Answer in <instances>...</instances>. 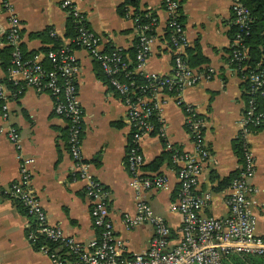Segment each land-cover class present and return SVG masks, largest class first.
I'll return each mask as SVG.
<instances>
[{
  "label": "crops",
  "instance_id": "1",
  "mask_svg": "<svg viewBox=\"0 0 264 264\" xmlns=\"http://www.w3.org/2000/svg\"><path fill=\"white\" fill-rule=\"evenodd\" d=\"M64 0H0V85L6 91L7 118H2L0 105V264H54L45 254L33 249L27 239L31 220L17 203L8 199L3 191L19 178L21 159H32V187L48 223L60 228L65 236L85 244L97 237L89 215V202L84 194V182L74 171V163L67 146V123L53 114L52 98L25 88L18 98L7 87L9 61L4 57V34L8 17L3 5L12 6L20 23L21 52L31 54L48 67L45 54L52 44L37 35L52 30L64 44L70 19L60 9ZM85 16L88 28L101 38V49L131 50L136 40L132 21L118 13L124 0H70ZM138 10L149 12L157 19L155 39L151 46L145 71L165 77L172 71L173 52L166 32L167 17L161 0H139ZM180 16L188 48H198L206 62L194 69H212L210 80L185 89L182 100L196 109L205 120L204 143L209 158L203 165L197 193L210 192L211 202L200 211L206 217L224 218L228 214L225 200L229 189L216 191L218 183L238 175L241 158L235 152L240 120L245 108L241 74L229 63L232 25L231 0H179ZM48 31V32H49ZM50 37V36H49ZM48 48L46 51L43 49ZM74 55L79 65L76 76L78 99L83 110L81 157L90 165L91 176L109 192V212L114 234L125 242L129 254L147 249L153 235L150 225L127 231L121 223L124 213L135 210V194L129 187L130 176L126 169L131 129L127 123L126 109L117 94L99 77L98 64L80 48ZM25 56V55H24ZM10 59V58H9ZM101 71V70H100ZM163 102L160 126L163 136L155 132L143 138L139 148L143 156L141 173L165 175L169 190H150L141 194L155 214L163 217L178 238L181 217L170 211L176 202L178 182L172 165L164 161L158 171L149 165L162 156L165 144L191 153L194 150L184 125V113L169 95L160 96ZM15 128L19 133V149L6 138L5 132ZM249 145L255 161V174L250 183L259 190L255 196L256 234H264V125L251 132ZM22 210V211H21ZM235 257V256H234ZM240 257V256H236ZM242 258V257H240ZM225 264H233L230 258Z\"/></svg>",
  "mask_w": 264,
  "mask_h": 264
},
{
  "label": "built area",
  "instance_id": "2",
  "mask_svg": "<svg viewBox=\"0 0 264 264\" xmlns=\"http://www.w3.org/2000/svg\"><path fill=\"white\" fill-rule=\"evenodd\" d=\"M161 5L167 17L166 32L173 52L172 71L165 77L145 71L157 24L156 17L149 12L141 16L135 13L134 7H126L124 16L132 21L136 33L132 61L120 48H114L111 52L102 50L101 38L88 28L85 16L72 1H62L60 9L68 15L77 35L69 39L68 44L61 41L57 48L47 50L46 67L36 57L24 59L20 47L19 19L10 4L6 2L3 5L9 15L8 29L4 34L5 44L10 49L7 80L17 87L10 96L18 98L25 88H30L52 98L53 114L67 123L69 155L76 176L84 182L83 191L89 202V215L93 228L97 230L95 239L81 244L65 236L60 228L51 226L31 184L30 167L33 160L21 159L18 180L3 194L19 204L25 216L31 220L27 232V239L31 243L35 240V234H39L57 245L53 251L45 246L39 248L54 264H225L233 256L264 257V234H256L258 203L255 196L259 190L250 183L255 174V161L248 141L251 126L264 125V72L249 71L243 75L248 68L243 63L248 59L243 38L249 34L250 11L242 0H231L232 25L237 28V32L230 42L229 63L235 72L242 73V82H249L247 94L251 98L240 120L238 140L241 143V167L228 187L229 193L225 200L228 214L224 218H215L200 214L211 202L212 194L196 192L203 165L209 158L204 143L205 120L181 97L185 89L196 86L202 80H210L215 72L212 69L197 70L186 63L184 54L188 42L180 20L179 0H161ZM49 36L57 39L52 30ZM75 48L87 52L98 64L108 86L126 109L131 137L125 164L130 176L129 187L134 191L136 203L133 214H122L121 223L127 231L142 225L152 227L153 235L148 247L140 253L129 254L125 242L115 236L108 205L109 192L91 176L90 165L81 157L83 110L78 99L76 76L79 65L74 55ZM134 74L140 75L147 83L136 84L132 80ZM5 94L4 87L0 85V100L4 102L1 115L4 119L7 118ZM161 95L174 98L176 105L183 110L185 129L194 147L193 152L186 153L169 143L165 144L166 151L171 154V165L178 182L177 199L170 206V211L181 217L178 238H174L175 232L166 220L155 214L152 207L141 198L143 192L169 190V180L165 175L143 176L141 173L143 156L139 148L140 141L153 132L163 136L160 126L163 102L158 100ZM257 96L260 108L256 112L254 100ZM153 118L158 122L157 130ZM5 135L16 149L20 148V136L15 128H9Z\"/></svg>",
  "mask_w": 264,
  "mask_h": 264
},
{
  "label": "trees",
  "instance_id": "3",
  "mask_svg": "<svg viewBox=\"0 0 264 264\" xmlns=\"http://www.w3.org/2000/svg\"><path fill=\"white\" fill-rule=\"evenodd\" d=\"M243 4L248 10L250 11V17H251V23L249 24V34L247 36H244L243 38V44L248 49V59L245 60L243 63L248 66V68L243 72V75L249 73V71H253V73L256 72H264V0H242ZM138 0H124V3L118 7V13L123 16L126 12V7L131 6L135 8V13L140 14L141 16L144 15L145 12H141L138 10ZM180 12V8H179ZM180 20H182V17L180 16ZM146 22V21H145ZM182 22V21H181ZM49 29L45 30L42 34H39L37 36H41L46 38L44 41L51 43L52 49L57 48L61 44V40L58 38H51L49 37ZM237 32V28L235 26H232L229 31V37L231 40L234 39ZM77 35L76 30L73 27V24L68 23L65 37L74 38ZM49 48V49H51ZM48 48L43 49V51H46ZM114 50V48L111 49H105V52H111ZM125 55L128 56L130 60L133 61L134 55H135V48L132 47L131 50L128 51H122ZM4 57L6 60H10V49L5 48L3 50ZM230 54V49H229ZM25 55V56H24ZM23 57L25 60L31 59V54H25ZM184 58L186 63L191 68L200 67L203 65L206 60L201 55L198 48H195V50H192L190 48H187L184 54ZM132 67V65H131ZM98 77L108 85V82L105 78V76L102 74V72L99 70ZM242 75V73H241ZM132 80L135 81L138 85H144L147 82L138 74L132 75ZM7 88L14 91L17 90V87L14 86L11 82L7 83ZM243 88V97L245 101V105H247L248 100L251 98L249 94H247V91L249 89V82L245 81L242 83ZM255 105H256V112L260 108V99L255 97ZM1 105V101H0ZM152 122L154 123L155 130L158 129L159 125L155 118L152 119ZM263 125L261 126H254L250 128L251 132H257L260 129H262ZM235 152L238 154V156L241 158V143L239 140H236L234 145ZM164 161H168L171 164V154L166 151L162 156L158 157L156 160H154L150 165L149 169L153 172L158 171L159 167L162 165ZM237 176V175H236ZM235 175L231 176L228 179H224L221 182L218 183L217 187L215 188L216 191H220L224 188H227L231 182V180L236 177ZM19 205V204H18ZM20 209L23 210V208L19 205ZM21 210V211H22ZM34 225L32 226V230H34ZM35 240L32 242L33 249L36 251H39V248L42 246H45L48 248L49 251H53L56 249L57 245L53 242L47 240L44 238V236H41L39 234H35ZM62 251V250H61ZM233 264H264V257H256V256H244L242 258L240 257H231Z\"/></svg>",
  "mask_w": 264,
  "mask_h": 264
}]
</instances>
